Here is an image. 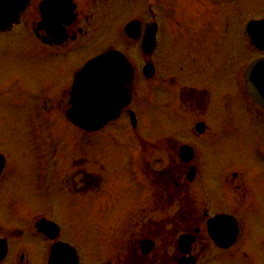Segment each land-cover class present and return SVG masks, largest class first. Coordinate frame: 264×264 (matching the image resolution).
I'll use <instances>...</instances> for the list:
<instances>
[{"label": "flooded vegetation", "instance_id": "obj_1", "mask_svg": "<svg viewBox=\"0 0 264 264\" xmlns=\"http://www.w3.org/2000/svg\"><path fill=\"white\" fill-rule=\"evenodd\" d=\"M175 2L48 0L44 5L46 0H29L20 22L0 31V49L10 51V64L22 70L28 65L27 51L33 50L31 66L39 70L44 64L35 63L38 57L61 55L63 59L102 24L115 25L126 46L100 43L93 56L117 49L133 65L129 104L118 117L89 133L65 118L73 74L80 65L73 69L71 82L65 80L59 91L46 81L21 83L14 78L0 83V129L7 133L8 140L4 141L9 148H0V264H47L50 249L58 241L72 245L79 263H83L77 245L63 238L52 204L37 205L38 196L44 192L49 195L55 179L60 190L70 196L63 205L90 193L100 198L105 195L111 203L108 211L121 197L114 192L118 184L132 186L130 204H123L112 218L118 229L111 243L114 258L107 264H184V259L191 258L195 264H204L205 260H221L239 246L247 233L246 221L251 219L261 221L264 237V107L248 96L244 79L248 62L264 53L249 44L244 25L239 33L236 31L238 36L231 37L233 30L227 19L199 23L174 17L177 21H166V14L177 10L183 0ZM190 8L197 18L207 12L208 18L213 17L216 12L214 6L207 12L197 6ZM42 12H47V20ZM132 20L135 26L126 30ZM17 31L27 37L1 42L2 37ZM145 35L155 43L138 59L143 67L149 64L146 73L142 65L135 68L127 52L131 44L140 46ZM172 43L176 52L168 57L166 49ZM248 45L255 53L249 59L252 50ZM139 80L143 99L136 89ZM152 104L160 115V132L153 138L143 137L138 106L149 117ZM16 107L25 109L26 116L22 117ZM55 116L85 140L111 126L125 125L123 129L133 138L136 150L118 161L117 168L111 161L122 155L116 153L95 157L83 150L60 153L64 132L55 136ZM19 123L24 125L19 128ZM237 138L241 144L253 138V153L214 152L218 146L225 152L226 144ZM112 143L117 141L112 138ZM213 159L222 161L216 164ZM124 172L128 178L119 182L118 174ZM22 191L23 198L19 197ZM50 222L58 225L52 238L48 236L53 231ZM231 235L235 237L226 246ZM241 254L252 264L247 252Z\"/></svg>", "mask_w": 264, "mask_h": 264}, {"label": "rangeland", "instance_id": "obj_2", "mask_svg": "<svg viewBox=\"0 0 264 264\" xmlns=\"http://www.w3.org/2000/svg\"><path fill=\"white\" fill-rule=\"evenodd\" d=\"M176 4L175 0H167ZM169 5V3L167 4ZM197 6L199 9H204V12L211 11L212 7H215V14L213 17H209V12L207 14L198 15V18L193 15L190 10V7ZM173 7V6H172ZM208 8H211L208 9ZM195 11V10H192ZM169 16L171 19H169ZM264 16V0H183V3L180 4L179 8L172 10L166 14V21L175 22L176 18H182L184 21L190 22H201V21H225L230 22L231 37L238 36L236 31L239 33L241 23L244 19L249 17L261 18ZM171 28V27H170ZM236 28V29H234ZM19 29V28H18ZM96 33L91 35L86 41H82L78 45L74 46L68 55H65V58L60 57L46 58L38 57L35 63L41 64L39 70L36 65L31 66V54H34L33 50L27 51L23 48V51L29 53L28 65H24V68L21 70L17 64L11 65V55L9 50L6 52L1 48L0 55V83H9L12 79L17 78L21 83H26L28 81H39L40 83L49 82V85L55 88L56 91L62 88L66 82H71V74L74 68L81 65L85 60L89 59L96 52L98 47L106 44H114V46L121 48L125 45L123 39L117 33L115 25H105L102 24L97 28ZM235 30V32H234ZM27 37L26 35H19L18 31L15 35H8L1 38L2 43H12V41L23 39ZM128 54L131 57V60L135 66L138 68L140 65L139 53L137 50L136 44L130 45L127 49ZM175 45L172 43L167 46L166 54L168 57H171L175 53ZM160 61V58L158 56ZM69 75L67 76V74ZM142 80L137 82V90L139 89V96L141 99L144 96L141 93ZM3 101V98L0 97ZM141 99H139L141 101ZM140 109V134L145 137V135L156 136L160 132V115L157 114V107L152 104V112L149 117L146 116L142 106H138ZM4 111L9 114V111ZM17 112L23 117L25 115V109L21 107H16ZM58 116V114H56ZM54 117V128L55 136L60 137L64 132V138L59 141V150L60 153H79L81 150L86 153H93V157L99 156L102 153H116L122 155L121 157L116 156L112 161V165L118 167V161L121 159H126L129 156V153H132L136 150L134 146V140L131 136L128 135L126 126L124 129L122 127L111 126L105 132L92 136L91 138H85L73 130L69 125H62L58 117ZM60 118V117H59ZM61 119V118H60ZM8 122V121H6ZM6 122H1L2 124ZM144 122V125H143ZM151 122V123H150ZM41 123V120L39 124ZM152 124L150 128H146V124ZM20 128L24 123L17 124ZM112 138H114L117 143H112ZM147 138V137H146ZM4 140L7 139V133L4 129H0V148L7 149L8 144ZM34 140V137H33ZM255 141L253 138L245 139L244 143L241 144L240 140L237 138L232 141V144H226V151L224 152L221 147H216L214 152L221 153H253V146ZM57 148V145H56ZM25 146H23V150ZM33 150L29 151L32 153ZM39 153V152H38ZM158 154V153H156ZM155 154V155H156ZM156 158V157H155ZM157 161V158H156ZM213 163H220L216 159L212 160ZM65 164V161L61 162ZM122 167L118 169L121 170ZM45 175H41V178ZM119 182H125L128 178L127 173H122L120 176L118 174ZM125 181H124V180ZM134 179V178H133ZM130 185L118 184L117 191L115 193L121 195V197L112 202L110 211L107 210L109 207L110 201L106 200L105 195L100 198L97 195H91L88 193L85 195L86 198L75 197V200L72 199L68 202V205H63L64 201L70 196L65 194L63 190H60L57 185V180L55 179V184L50 190L49 195L44 192L39 195V200L37 205H51L53 208V216L59 222L63 231V238L71 242L72 244L77 245L80 252L81 262L85 264H106L107 261H113L114 254H112L111 243L116 239L115 230L118 227H115L116 222L112 221L114 213L122 207L123 204H130L132 196L130 195L131 191ZM24 192L22 191L19 197H24ZM99 197V198H98ZM260 220H249L246 221L247 230L246 235L242 239L241 243L237 248L230 251L227 254L223 255V259L214 261L205 260L204 264H249L247 260L241 254L242 251H245L249 254L252 264H264V237L263 230L261 227ZM117 242V241H116ZM39 264V263H38Z\"/></svg>", "mask_w": 264, "mask_h": 264}, {"label": "water", "instance_id": "obj_3", "mask_svg": "<svg viewBox=\"0 0 264 264\" xmlns=\"http://www.w3.org/2000/svg\"><path fill=\"white\" fill-rule=\"evenodd\" d=\"M28 0H0V29L9 28L18 21V16L24 10ZM254 32L261 35L254 36L260 49H264V20L253 22ZM254 40L252 39V42ZM106 57H97L89 61L76 75L74 89L70 93L71 109L67 116L78 126L93 130L102 123L100 115L105 114L107 108L117 105L111 116L103 117L107 120L114 116L125 104L132 90V69L123 55L109 52ZM250 83L247 90L252 99L264 106V57L258 58L248 69ZM123 78V81H122ZM105 82H100V80ZM85 80V82H84ZM99 81V83H98ZM104 86V89L99 87ZM100 95V97H99ZM104 96V97H103ZM101 97L103 99L101 100ZM54 264H76L73 252L65 247L56 246L52 250ZM53 264V262H52Z\"/></svg>", "mask_w": 264, "mask_h": 264}]
</instances>
